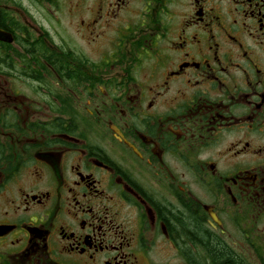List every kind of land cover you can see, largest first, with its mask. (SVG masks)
Instances as JSON below:
<instances>
[{
	"label": "flooded vegetation",
	"instance_id": "af4514ba",
	"mask_svg": "<svg viewBox=\"0 0 264 264\" xmlns=\"http://www.w3.org/2000/svg\"><path fill=\"white\" fill-rule=\"evenodd\" d=\"M39 1L0 2L49 52L0 72V264H264V0Z\"/></svg>",
	"mask_w": 264,
	"mask_h": 264
},
{
	"label": "trees",
	"instance_id": "16d2710c",
	"mask_svg": "<svg viewBox=\"0 0 264 264\" xmlns=\"http://www.w3.org/2000/svg\"><path fill=\"white\" fill-rule=\"evenodd\" d=\"M3 19L4 18L0 16V21ZM17 28H18V31L26 30L18 26ZM19 42H20V49H17V47H14L12 44L0 43V72L1 73L4 72L5 74H7L10 69H13L16 66L15 63L18 57L21 59L22 65H25V67H28L29 61H30L29 55H32V57L34 58L35 51H37V56H35V58L37 57V59H38V54L41 55L42 59L49 57V52L42 45L40 44L36 45L37 49L33 51L31 50V48L35 45V43L22 42V41H19ZM40 66H44V64L40 62ZM11 73H9V75H11ZM222 252L223 251L215 247L214 250H210L207 253L208 255H213L215 261L217 260L218 262H220L221 260L229 259L231 261H229L228 264H237L236 260H234L235 258H233L230 253H227V252L222 253ZM200 258H203V260L204 259L206 260L205 256H201ZM198 264H205V263L200 262ZM214 264H218V263H214ZM244 264H247V263H244Z\"/></svg>",
	"mask_w": 264,
	"mask_h": 264
},
{
	"label": "rangeland",
	"instance_id": "374dc122",
	"mask_svg": "<svg viewBox=\"0 0 264 264\" xmlns=\"http://www.w3.org/2000/svg\"><path fill=\"white\" fill-rule=\"evenodd\" d=\"M6 0H0V2H1V4H8V3H6L5 2ZM19 1V0H18ZM21 2H22V7H21V9H25L24 10V13L25 14H27L26 13V11H32V12H34V3L32 2V0H20ZM42 2L43 3H47V1L46 0H42ZM40 3V1L39 0H36V4H39ZM8 5H10V4H8ZM15 6V5H14ZM36 15L38 16H40L41 18H43V16H42V14H40V13H38L37 11H36ZM61 19H63V20H65V18L64 17H61ZM47 21V27L49 28V30L52 32V33H54L53 32V29H52V27H50L49 25H50V22L48 21V20H46ZM66 25V24H65ZM67 26V28H68V34H70V35H72L73 34V29H72V27L70 26V25H66ZM56 29H57V31L59 32V33H61V34H63V32H62V28L60 27V26H56L55 27ZM10 78V77H9ZM11 79V81H12V83L14 84V78H10ZM261 243H262V246H261V249H260V253L264 256V237L261 239ZM161 253V256L164 258V259H170L171 257H172V252L171 251H168V250H164V251H162V252H160ZM185 254H189V252H186ZM246 258V257H245ZM247 259V258H246ZM250 261H251V258L249 259ZM262 260L264 261V258L262 257Z\"/></svg>",
	"mask_w": 264,
	"mask_h": 264
},
{
	"label": "water",
	"instance_id": "95a60500",
	"mask_svg": "<svg viewBox=\"0 0 264 264\" xmlns=\"http://www.w3.org/2000/svg\"><path fill=\"white\" fill-rule=\"evenodd\" d=\"M12 39H13L12 34L0 28V40L11 41Z\"/></svg>",
	"mask_w": 264,
	"mask_h": 264
}]
</instances>
